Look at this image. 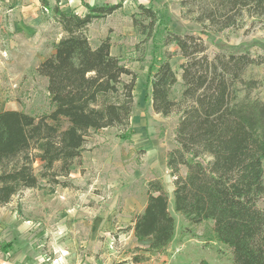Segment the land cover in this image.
<instances>
[{
    "label": "trees",
    "instance_id": "1",
    "mask_svg": "<svg viewBox=\"0 0 264 264\" xmlns=\"http://www.w3.org/2000/svg\"><path fill=\"white\" fill-rule=\"evenodd\" d=\"M39 1L63 33L36 67L48 80L51 109L39 115L0 111V208L26 189L70 186L89 138L106 128L128 130L134 111L137 73L112 53L110 36L97 47L89 36L94 20L113 14L125 0L85 4L84 14ZM179 1L182 16L203 32L240 30L246 19L264 16V0ZM158 21L156 10L139 5L133 26L141 42L153 37ZM172 45L177 49L171 51ZM163 47L150 80L151 100L154 112L179 115L177 146L167 154L174 209L193 225L213 220L234 264H264V101L253 96L264 83L249 75L251 67L264 64V55L221 50L211 58L201 36L170 30ZM177 55L183 59L178 100L172 96L179 83L172 65ZM130 229L137 239L152 240L138 248L149 255L135 253L134 264L150 261L173 241L176 219L161 180L148 182L145 208Z\"/></svg>",
    "mask_w": 264,
    "mask_h": 264
},
{
    "label": "rangeland",
    "instance_id": "2",
    "mask_svg": "<svg viewBox=\"0 0 264 264\" xmlns=\"http://www.w3.org/2000/svg\"><path fill=\"white\" fill-rule=\"evenodd\" d=\"M119 1L49 0L52 6L83 14L85 4ZM122 4L113 14L94 20L89 36L94 47L110 36L112 52L137 73L131 126L93 134L82 164L70 175V186H58L53 192L45 187L26 189L0 208V264H134L135 253L149 255L138 250L149 247V241L137 239L130 228L145 208L147 184L153 179L161 180L169 194L175 236L164 251L138 264H234L230 249L215 236L213 220L193 225L174 209V177L167 167V154L177 146L179 115L154 112L150 80L164 51L167 30L201 36L211 58L221 50H248L259 56L264 55V16L246 19L240 30L203 32L198 23L182 16L179 0H125ZM140 4L152 7L159 16L147 42H141L133 26ZM62 35L52 11L44 10L39 0H0V70L4 73L0 111L18 108L35 115L50 111L48 82L36 66L52 53ZM181 60L178 55L172 59L179 74L172 91L177 100L182 91ZM249 75L264 83V64L251 67ZM253 96L264 101V85ZM181 170L185 175L186 168Z\"/></svg>",
    "mask_w": 264,
    "mask_h": 264
},
{
    "label": "crops",
    "instance_id": "3",
    "mask_svg": "<svg viewBox=\"0 0 264 264\" xmlns=\"http://www.w3.org/2000/svg\"><path fill=\"white\" fill-rule=\"evenodd\" d=\"M67 12H68V11H67ZM77 13H79V14H83L82 11L77 12ZM85 13H86V12H85ZM57 42H58V41H57ZM99 44H100V43L95 44V47H97ZM112 53H113V52H112ZM113 54H114V53H113ZM114 55H116V54H114ZM179 57H180V56H179ZM180 58L182 59V57H180ZM44 59H45V58H44ZM44 59H43V60H44ZM182 60H183V59H182ZM182 60H181V62H182ZM40 62H41V61H40ZM40 62H39V63H40ZM39 63H38V64H39ZM37 66H38V65H37ZM37 66H36V67H37ZM17 72H18V71H17ZM17 72L15 71V73H17ZM3 74H4V73H2V70H0V76H2ZM41 77H43V76H41ZM43 79H44L45 82H48V80H47L46 77H43ZM6 110H20V109H18V108H9V109H6ZM181 171H182V170H181ZM168 195H169V194H168ZM141 212H142V211H141ZM141 212H140V213H141ZM147 240L149 241V245H150V243H151L152 240H151L150 238H148Z\"/></svg>",
    "mask_w": 264,
    "mask_h": 264
}]
</instances>
